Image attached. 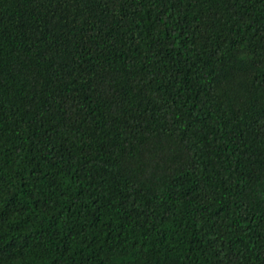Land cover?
<instances>
[{"label": "trees", "instance_id": "16d2710c", "mask_svg": "<svg viewBox=\"0 0 264 264\" xmlns=\"http://www.w3.org/2000/svg\"><path fill=\"white\" fill-rule=\"evenodd\" d=\"M0 264H264V0H0Z\"/></svg>", "mask_w": 264, "mask_h": 264}]
</instances>
